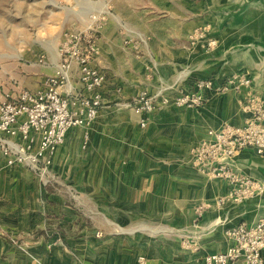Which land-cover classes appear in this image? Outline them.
Wrapping results in <instances>:
<instances>
[{
    "label": "crops",
    "instance_id": "obj_1",
    "mask_svg": "<svg viewBox=\"0 0 264 264\" xmlns=\"http://www.w3.org/2000/svg\"><path fill=\"white\" fill-rule=\"evenodd\" d=\"M131 7L113 13L99 35L93 66L105 82L93 125L68 131L44 177L6 167L0 156V180L16 181L0 191V223L28 238L20 249L0 235V264H203L235 244L230 228L264 218V191L220 205L229 183L191 164L192 149L208 131L244 125L248 88L209 93L200 108L170 105L138 114L126 105L145 91L176 96L199 79L218 86L237 75L264 99V0H148L146 10ZM211 39L218 45L208 49ZM52 55L34 76L37 89L57 69L58 52ZM63 91L68 97L83 91L76 65ZM235 163L264 187V156L244 150ZM187 240L198 249L185 247Z\"/></svg>",
    "mask_w": 264,
    "mask_h": 264
},
{
    "label": "built area",
    "instance_id": "obj_2",
    "mask_svg": "<svg viewBox=\"0 0 264 264\" xmlns=\"http://www.w3.org/2000/svg\"><path fill=\"white\" fill-rule=\"evenodd\" d=\"M104 19L101 15H90L86 25L64 35L59 47V64L43 89L7 94L0 103V156L5 158L6 167L19 165L44 177L68 131L89 129L96 120L103 104L101 89L105 75L93 63L100 55L99 32ZM124 44L133 51L139 49L138 43L131 39H126ZM217 45L216 39L207 42L208 49ZM73 65L77 66L83 91L68 97L63 88ZM250 86L247 77L238 75L218 86L211 79H199L192 91H181L176 96L166 90L156 95L144 92L126 105L138 114H150L169 105L200 108L209 93L220 95L248 88L241 103L242 111L248 115L244 125L210 130L191 151V164L197 171L229 183L230 190L219 199L220 205H239L264 191L261 183L240 173L235 163L244 150L264 156V99L250 90ZM145 125V121L141 122L142 127ZM205 208L204 205L197 207L198 218H202ZM96 236L103 235L97 232ZM227 236L235 244L224 252L207 255L203 264H264V218L251 226L230 228ZM184 246L198 249L191 240L185 241Z\"/></svg>",
    "mask_w": 264,
    "mask_h": 264
},
{
    "label": "rangeland",
    "instance_id": "obj_3",
    "mask_svg": "<svg viewBox=\"0 0 264 264\" xmlns=\"http://www.w3.org/2000/svg\"><path fill=\"white\" fill-rule=\"evenodd\" d=\"M107 1L0 0V95L43 89L49 77L42 87L37 89L39 81L34 76L39 72V65H51L52 54L57 51L59 56V47L64 35L86 25L90 15L103 16L104 27L110 16L115 12H123L125 6H132L134 11L146 10L148 7V0ZM134 19L129 15V22ZM126 39L130 38H125L123 44ZM27 184L34 187L35 181H27ZM12 187H16V181L13 179L5 177L0 180V191ZM11 231L13 230L0 223V235L6 237L12 245L23 248L27 237L22 238ZM33 233L37 235L39 230L35 229ZM29 254L27 253L28 256Z\"/></svg>",
    "mask_w": 264,
    "mask_h": 264
}]
</instances>
